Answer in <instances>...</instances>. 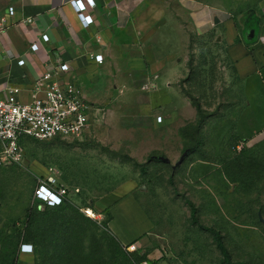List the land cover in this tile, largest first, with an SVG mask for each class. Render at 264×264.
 I'll use <instances>...</instances> for the list:
<instances>
[{
	"label": "rangeland",
	"instance_id": "rangeland-1",
	"mask_svg": "<svg viewBox=\"0 0 264 264\" xmlns=\"http://www.w3.org/2000/svg\"><path fill=\"white\" fill-rule=\"evenodd\" d=\"M220 2L236 29L239 24L263 26L259 6L264 0ZM223 34V27L191 33L185 57H180L186 71L179 89L192 106L188 96L201 106L205 118L199 129L195 107V120L189 121L187 106L173 113L164 141L142 127L103 121L100 126L90 123L74 138L22 140L20 162L0 161V264L10 263L3 258L9 250L13 264H35V250L25 260L17 253L20 244L30 243L24 223L28 208L50 210L33 195L47 176L69 189L68 201L59 207L93 210L95 219L78 223L84 246L93 235L92 249L104 259L129 253L136 264H224L211 235L190 224L187 198L197 207L200 223L220 231L231 264H264V227L257 217L258 211L264 217V68L239 78ZM109 193L133 195L153 223L131 245L121 244L109 230L108 208H94Z\"/></svg>",
	"mask_w": 264,
	"mask_h": 264
},
{
	"label": "crops",
	"instance_id": "crops-1",
	"mask_svg": "<svg viewBox=\"0 0 264 264\" xmlns=\"http://www.w3.org/2000/svg\"><path fill=\"white\" fill-rule=\"evenodd\" d=\"M220 1L94 0L85 12L92 17L87 25L73 0H0V16L5 19L0 32V92L17 87L18 99L30 101L35 79L60 59L70 67L63 79H74L91 105L87 129L90 123L100 126L105 121L142 127L151 137L167 140L173 113L189 106L188 120H195L194 107L178 84L186 71L180 57H185L191 33L223 27L227 56L241 79L264 68V24H239L236 29ZM259 12L264 16V4ZM251 30L254 34L247 40L245 33ZM43 33L48 42L40 40ZM33 42L39 46L36 51L29 49ZM97 54L102 55L100 63L94 60ZM18 59L24 63L19 65ZM94 208H108L109 230L123 245L133 244L153 227L133 195L109 193L95 201ZM28 255L18 251L22 260Z\"/></svg>",
	"mask_w": 264,
	"mask_h": 264
},
{
	"label": "built area",
	"instance_id": "built-area-1",
	"mask_svg": "<svg viewBox=\"0 0 264 264\" xmlns=\"http://www.w3.org/2000/svg\"><path fill=\"white\" fill-rule=\"evenodd\" d=\"M73 3L82 14L83 22L87 25L92 23V17L85 12L87 8L94 6V0H73ZM13 12V7H8V15ZM4 22V17L0 16V32ZM40 40L48 42L49 36L43 33ZM38 48L36 42L29 46L30 51ZM94 60L100 63L102 55H95ZM17 63L22 65L24 60L18 59ZM69 70L67 63L55 60L52 69L43 72L33 82L28 102L18 99L17 87H9L3 93L0 92V161L17 163L22 160V138L40 142L60 141L78 137L87 129L91 105L74 79H63L62 76ZM156 121H161V116H157ZM33 195L38 203L48 207L58 206L70 197L69 189L57 184L53 176L40 180ZM80 210L85 216L96 218L91 208L84 207ZM19 251L31 253L33 248L31 244L22 243Z\"/></svg>",
	"mask_w": 264,
	"mask_h": 264
},
{
	"label": "trees",
	"instance_id": "trees-1",
	"mask_svg": "<svg viewBox=\"0 0 264 264\" xmlns=\"http://www.w3.org/2000/svg\"><path fill=\"white\" fill-rule=\"evenodd\" d=\"M188 97L195 107L198 116L196 129H199L204 122L205 116L199 103L190 96ZM25 139L30 138H22L20 140V144L21 141ZM133 164L135 166H140L136 162H133ZM184 200L189 207L190 224L208 232L223 258V263L231 264L229 253L223 242V237L220 231L211 226H206L200 223L197 216V207L195 204L187 198ZM66 201L68 200H65L58 206H46L50 209L46 213H39L33 206H30L27 210L24 221L26 228L25 240L29 241L30 243H25L31 244L33 251L35 250V254L37 256L35 259V264H94L96 262L102 264H136L135 260L130 256L129 253L123 254V256H121V254H117L114 256V258L108 257L109 259H104L100 253L95 251V249H92L94 242L92 243L91 240L95 239L93 235L90 236V241H87L88 243L85 247V236H82L84 234V229H82L78 221L79 219H89L88 217H84L83 213H80L77 209L71 206L66 205L59 207L66 203ZM110 217L111 215L109 213V219L107 220L108 222ZM7 252H9V254H4V261H9V264H13L14 259L13 257H10V250ZM80 254H83V256H80ZM126 255L129 256L127 257ZM79 260H82V262L79 263ZM146 264H155V262L149 261ZM237 264L243 263L240 262Z\"/></svg>",
	"mask_w": 264,
	"mask_h": 264
},
{
	"label": "water",
	"instance_id": "water-1",
	"mask_svg": "<svg viewBox=\"0 0 264 264\" xmlns=\"http://www.w3.org/2000/svg\"><path fill=\"white\" fill-rule=\"evenodd\" d=\"M217 22H218V20L215 19V23H217ZM249 34H250V36H253V34H254V30L249 31ZM246 39H247V40H251V37H247ZM184 155H185V152L182 154V156L180 157L179 161H178L176 164H179V163L182 161ZM161 160H162L163 162H165V163H170V160H169L167 157H161ZM257 217H258L259 222H260V223L263 225V227H264V217L262 216V214H261L260 211H258V213H257Z\"/></svg>",
	"mask_w": 264,
	"mask_h": 264
}]
</instances>
